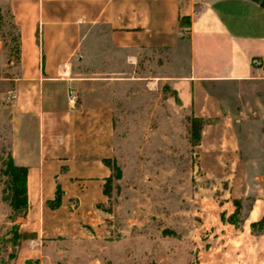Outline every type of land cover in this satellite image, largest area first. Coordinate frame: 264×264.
Here are the masks:
<instances>
[{
	"label": "crops",
	"instance_id": "crops-1",
	"mask_svg": "<svg viewBox=\"0 0 264 264\" xmlns=\"http://www.w3.org/2000/svg\"><path fill=\"white\" fill-rule=\"evenodd\" d=\"M30 1L37 9L38 44L30 34L34 50L26 63L21 40L10 136L15 164L28 168L23 226L33 224L44 234L45 215L65 211L68 222L47 228L68 235L80 232L83 217L98 220L121 90L146 78L136 73L144 50L159 72L148 80L169 83L192 118L202 120L198 145L208 131L210 152L226 159L245 152L247 167L264 170V0ZM29 28L35 30L34 18ZM89 45L98 52L90 54ZM110 50L125 56L124 68L108 67ZM250 184L263 191L249 198L254 219L264 212V173ZM58 185L63 203L52 209L48 201Z\"/></svg>",
	"mask_w": 264,
	"mask_h": 264
},
{
	"label": "rangeland",
	"instance_id": "rangeland-1",
	"mask_svg": "<svg viewBox=\"0 0 264 264\" xmlns=\"http://www.w3.org/2000/svg\"><path fill=\"white\" fill-rule=\"evenodd\" d=\"M18 2L0 0V264H264V232L250 228L258 217L249 213V198L263 194L250 181L264 170L247 167L245 152L228 159L210 152L208 131L201 146L192 144L190 108L169 83L148 80L159 73L148 50L139 52L136 67L146 78L121 90L111 173L98 220L90 223L83 217L80 232L68 235L57 233L63 228H47L68 222L65 211L55 218L45 215L44 234L33 224L23 226L26 216L14 212L9 200L15 98L10 96L20 75L19 35L24 62L29 63L34 50L30 34L38 44V20L32 1ZM89 46L90 54L98 52ZM106 54L108 67L124 68L122 53ZM90 60L97 62L94 55ZM236 199H241L234 216L238 226L229 222Z\"/></svg>",
	"mask_w": 264,
	"mask_h": 264
},
{
	"label": "trees",
	"instance_id": "trees-1",
	"mask_svg": "<svg viewBox=\"0 0 264 264\" xmlns=\"http://www.w3.org/2000/svg\"><path fill=\"white\" fill-rule=\"evenodd\" d=\"M183 20L184 18L180 19V23L184 22ZM18 43H19L18 49L21 52L20 35H19ZM202 124L203 122L199 118L194 117L191 120L193 145H198L200 143ZM8 157L9 159L7 162V169H8L7 173L9 175L10 204L14 212L21 213L26 216L29 210L28 168L26 166H20L15 164L11 152ZM106 164H109L108 160H106ZM62 197H63V190L61 186L58 185L55 198L48 201L49 206H51L52 208H58L59 206H61ZM234 204L236 206V211L233 214H231L229 222L238 226L239 225L238 221L234 220V216L239 213V210L241 208V199L234 200ZM250 228L255 232L258 231L264 232V212L257 220L251 221Z\"/></svg>",
	"mask_w": 264,
	"mask_h": 264
},
{
	"label": "built area",
	"instance_id": "built-area-1",
	"mask_svg": "<svg viewBox=\"0 0 264 264\" xmlns=\"http://www.w3.org/2000/svg\"><path fill=\"white\" fill-rule=\"evenodd\" d=\"M15 96H16V94L12 93V95L10 97L12 98V97H15ZM76 99H77V94L75 93L74 90H72L70 92V100L71 101H75Z\"/></svg>",
	"mask_w": 264,
	"mask_h": 264
}]
</instances>
